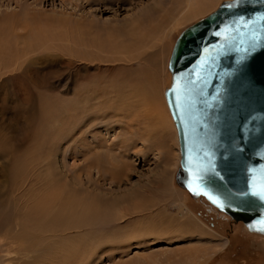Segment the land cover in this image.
I'll list each match as a JSON object with an SVG mask.
<instances>
[{"label": "rangeland", "instance_id": "374dc122", "mask_svg": "<svg viewBox=\"0 0 264 264\" xmlns=\"http://www.w3.org/2000/svg\"><path fill=\"white\" fill-rule=\"evenodd\" d=\"M224 1L0 0V173L21 165L27 174L26 158L40 147L42 176H61L111 217L46 256L43 243L25 251L22 211L0 194V264H249L254 253L250 264H264L253 250L261 236L175 179L170 57L180 33ZM146 71L156 82L157 119L142 109L148 98L134 112L107 111L125 108L133 94L106 87L135 72L147 82Z\"/></svg>", "mask_w": 264, "mask_h": 264}, {"label": "water", "instance_id": "95a60500", "mask_svg": "<svg viewBox=\"0 0 264 264\" xmlns=\"http://www.w3.org/2000/svg\"><path fill=\"white\" fill-rule=\"evenodd\" d=\"M169 70L177 183L264 235V0H226L186 27Z\"/></svg>", "mask_w": 264, "mask_h": 264}, {"label": "bare ground", "instance_id": "6f19581e", "mask_svg": "<svg viewBox=\"0 0 264 264\" xmlns=\"http://www.w3.org/2000/svg\"><path fill=\"white\" fill-rule=\"evenodd\" d=\"M144 72L145 71H143V74ZM140 73L141 75H143L142 71L139 72V74ZM133 74L134 73H132V75H130L126 81H122V80L119 81L117 79V81H114L115 83L110 84L108 88L106 87V90L109 89L113 91V90L119 89V90H122L121 93L126 92V93L133 94V100L131 99L132 102L131 103L126 102L127 104L125 105L127 106L125 108H123L124 107L123 106L121 110H113L112 108V110H107V111H111V113H114L115 115L124 114V113L127 114L129 111L134 112L135 108L138 106L137 100H140L142 102L143 99L148 98L150 101L149 102L147 101L148 102L147 105L142 106V109H144L145 107L146 110H149L148 111L149 116L151 112L152 117L157 119L158 114L156 110L158 109H157V106H155L154 103L152 102L153 96H156L158 94V92L156 91V82L155 81L151 82V78H153V75L150 76L151 73H149L148 71L147 72L148 74L147 82L141 83L142 78L140 77L141 79H139L138 77L140 75H138L137 72H135L136 74L135 76H133ZM170 74H171V81H172V73L170 72ZM116 84H118V87H119L118 89L116 87ZM151 84H154L155 88ZM149 89L151 90V93H149ZM91 94L93 95V93ZM149 94H151L150 97L147 96ZM137 96H139L138 99H136ZM120 97L121 96H116L115 98L118 100L120 99ZM165 99H166V103L168 107L167 108L168 112L176 127L173 115L168 106L166 94H165ZM115 101L113 103H115ZM109 102L108 104H110ZM160 115H162V113ZM160 121L161 120H159V122ZM176 130H177V127H176ZM176 135L178 136V130H177ZM178 142H179V136H178ZM40 149H41L40 147L35 148L32 155L30 154L31 158L30 156L26 158V159H30V166H28L29 168H28L27 174H25L21 170L20 168L21 165L14 166L13 167L14 170L12 168L10 172H8L7 167L1 168L0 194L11 196L12 198L11 202L14 205V208L16 209V211L17 210L22 211L21 216L17 217L18 220L16 221V225L21 226L20 231H19V235L21 236V238L19 236L17 237H19L21 242L22 240H25L24 243H22L25 251L28 252L35 243H37L39 247L43 243L41 249L44 251V254L46 256H49V255L51 256L53 255L54 251L57 252L58 249L60 251L63 250V244H64L65 238H68L70 241H72L75 239L76 234L79 233V230H82V229L86 230L87 229L86 227L90 228L89 226L92 224V222H95L98 225H101V224L106 225V223L111 221L110 220L111 217L109 216V211L107 207L97 206L95 197H93V199L92 197L91 198L87 197L83 199L82 197L83 195L77 194L78 191L75 189H74L75 191H73V188H71V191L73 192H70L69 188L67 189L65 187L67 185L62 184V181L64 179H62L61 176L54 177L53 174H50L49 176L46 175L47 177L42 176L41 174L43 173L40 171L41 167L39 166V161L41 160L42 157L47 158V156H43L42 153L40 152ZM179 150H180V142H179ZM179 155H180V160H181V153ZM89 165L95 166L93 163L92 164L90 163ZM5 185H7L9 188H7ZM179 187L184 189L180 185ZM21 189H23V192ZM192 198L195 200L203 199L202 197L200 198L192 197ZM241 221L245 224L244 220H241ZM250 232H251L250 234L254 236H259V237L261 236L260 242L258 243L255 241L253 242V245H254L253 250L264 254V235L260 233L252 232V231ZM25 243H26V246H24ZM52 248H53V251H52ZM37 259H38V254H37ZM73 263L74 261L64 262L62 260H59L57 262V264H73ZM27 264H33V262L30 259H28Z\"/></svg>", "mask_w": 264, "mask_h": 264}, {"label": "crops", "instance_id": "0c3cea01", "mask_svg": "<svg viewBox=\"0 0 264 264\" xmlns=\"http://www.w3.org/2000/svg\"><path fill=\"white\" fill-rule=\"evenodd\" d=\"M255 254H257V255H255ZM260 256H261V255H260ZM256 257H259V254H258V253H254V254L252 255V258H251L252 260L249 261V264L252 263L253 261H255ZM261 257H262V256H261ZM262 258H263V257H262Z\"/></svg>", "mask_w": 264, "mask_h": 264}, {"label": "snow or ice", "instance_id": "6c2138e0", "mask_svg": "<svg viewBox=\"0 0 264 264\" xmlns=\"http://www.w3.org/2000/svg\"><path fill=\"white\" fill-rule=\"evenodd\" d=\"M253 195H260L262 199H264V193H253Z\"/></svg>", "mask_w": 264, "mask_h": 264}]
</instances>
